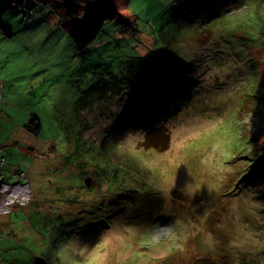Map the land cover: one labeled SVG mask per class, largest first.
<instances>
[{"label": "rangeland", "instance_id": "374dc122", "mask_svg": "<svg viewBox=\"0 0 264 264\" xmlns=\"http://www.w3.org/2000/svg\"><path fill=\"white\" fill-rule=\"evenodd\" d=\"M109 1L0 0V264H264V0Z\"/></svg>", "mask_w": 264, "mask_h": 264}, {"label": "trees", "instance_id": "16d2710c", "mask_svg": "<svg viewBox=\"0 0 264 264\" xmlns=\"http://www.w3.org/2000/svg\"><path fill=\"white\" fill-rule=\"evenodd\" d=\"M45 5L48 14L55 16L57 24L67 30L80 50H85L96 40L107 20L122 16L109 0H45ZM0 33L12 34L1 21ZM33 128L38 130L39 126L33 125Z\"/></svg>", "mask_w": 264, "mask_h": 264}, {"label": "built area", "instance_id": "2783aa9c", "mask_svg": "<svg viewBox=\"0 0 264 264\" xmlns=\"http://www.w3.org/2000/svg\"><path fill=\"white\" fill-rule=\"evenodd\" d=\"M0 99H1V93H0ZM0 179L2 180V179H4V178H2L1 176H0ZM1 185H2V183H1ZM1 185H0V189H1ZM6 189H7V187H6ZM16 189H14L13 190V192H16L15 191ZM1 193V192H0ZM15 203V202H14ZM14 203L13 204H11V207L13 208V205H14ZM20 204V203H19ZM10 212V211H9Z\"/></svg>", "mask_w": 264, "mask_h": 264}, {"label": "bare ground", "instance_id": "6f19581e", "mask_svg": "<svg viewBox=\"0 0 264 264\" xmlns=\"http://www.w3.org/2000/svg\"><path fill=\"white\" fill-rule=\"evenodd\" d=\"M19 189V188H18ZM20 190V189H19ZM17 192V189L15 190Z\"/></svg>", "mask_w": 264, "mask_h": 264}, {"label": "water", "instance_id": "95a60500", "mask_svg": "<svg viewBox=\"0 0 264 264\" xmlns=\"http://www.w3.org/2000/svg\"><path fill=\"white\" fill-rule=\"evenodd\" d=\"M0 185H1V181H0Z\"/></svg>", "mask_w": 264, "mask_h": 264}, {"label": "clouds", "instance_id": "9594fccd", "mask_svg": "<svg viewBox=\"0 0 264 264\" xmlns=\"http://www.w3.org/2000/svg\"><path fill=\"white\" fill-rule=\"evenodd\" d=\"M1 93V92H0Z\"/></svg>", "mask_w": 264, "mask_h": 264}]
</instances>
